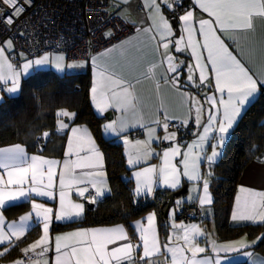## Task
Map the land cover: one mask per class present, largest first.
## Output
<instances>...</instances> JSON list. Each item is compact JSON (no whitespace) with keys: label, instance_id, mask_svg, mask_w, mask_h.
<instances>
[{"label":"crops","instance_id":"obj_1","mask_svg":"<svg viewBox=\"0 0 264 264\" xmlns=\"http://www.w3.org/2000/svg\"><path fill=\"white\" fill-rule=\"evenodd\" d=\"M170 1L186 3V6L182 9L179 17L175 19V23L169 18L163 9L165 7L164 0H156V4L159 5L158 11L146 6V0H121L118 2L117 7H113L111 2V9L123 20L132 24L134 26V30L129 35L114 41L112 44L103 48L102 50L92 53L86 60H72L83 64L79 65L78 69L71 72H81L85 70L86 67H89L91 76V103L95 112L98 115L104 117V122L102 125L103 135L106 138H116L123 145L125 163L130 169L129 177L133 181L134 195L136 197H145L153 195L157 190L174 191L182 188L184 192L178 195V197L174 198L172 204V206L175 205L173 213L174 216L182 205L196 203L199 207L202 220L176 222L174 217L172 220L168 217L167 222H164V226L167 227V235L165 240H163V236L161 235L159 216L158 212L155 210L148 211L145 215L131 223L134 237L131 236L127 227L120 223L98 226H77L71 229L52 231L54 223H67L82 218L86 209L88 208L89 203L95 204L97 200L110 192V186L106 177L104 155L97 145L91 130L85 124H70L72 118L69 119L67 117H60L57 119L56 131L58 133L66 132L64 146L60 156L43 154L39 151H31L21 143L0 146V148H7L14 145H20L25 150L28 163L31 162V157L33 155L42 156L45 159L55 160L58 162L56 165H53V170L56 175L53 177L52 188L49 189L47 187H42L39 184L35 185L43 191L51 190L55 198L39 196L36 193H31L27 200L20 199L11 204H7L5 207L0 209V215L3 217L2 227L5 232L11 231V229L7 227L8 224H21L22 222L20 218L29 213H32V219L28 222H25L28 225V229L35 224H39L41 227L40 234L33 241L20 247L18 255L8 259L3 257V255L0 256V264H14V262L17 260H23L24 253L22 250L28 248L29 245L40 239V237L44 234L43 220L42 218H37L35 216V212L32 207L33 202L36 204H42L46 208L53 209V213L50 215L48 231L49 242L47 246V252H45L43 255H39L40 248H37L35 252H29L33 254V257L28 261L27 264H55L57 257L55 238L57 236H64L68 233L83 229L114 228L117 226H123L128 239L134 246L141 245V247L137 248L132 253L133 260L137 259L136 262L139 264V258L143 256L142 241L140 239V226L142 225L144 228L149 227L147 217L153 213L155 215L152 223V229L161 252L159 254H154L149 259L158 262V264H173L171 253L167 252L164 247L166 244L172 248L179 246L181 248L187 249L188 251H186L184 254L188 257H191L193 246L204 248L205 251L203 253H197V259L211 258L215 260V258L219 256L220 264H236L241 262H246L248 264H264V257L252 249V246L260 238L259 235L256 237H250L247 234H241L237 237L228 239H220L217 237L212 211L213 196L210 189L211 174L213 166L221 158L224 146L227 143L230 134H227V139L225 140L223 146L217 149L219 155L211 162L207 160V156L212 154V145L217 143L218 134H216V138H213V134L209 133L208 141L202 143L200 147H195L191 150H189L188 147L189 145H193L194 142L198 141V134H203V128L196 123V105L191 103L192 99L194 98L198 102V105H202L203 107V111L200 114L201 125L207 122V116L209 109L211 108L210 103L206 99L207 96L214 95L217 99V108H219L221 115L223 111L222 106H220L218 103L219 99L221 98V93H219L215 87V72L212 70L210 62L207 60V50L201 47V45L204 43V36L199 32V21L202 19L213 21L212 27L215 30V34L220 37L224 44L227 45L229 51H231L233 55H235L237 59L249 69L254 78L257 79L259 92L261 87L259 82L264 81V17H254V27L251 30L225 31L221 25L215 23V17L211 16L208 12L203 11V9L199 7V5L196 3V0H168V2ZM150 2L151 0H148V3ZM187 11L193 12V27L196 29V31L192 35L191 43L195 45V50H193V47L189 44L187 33L182 32L183 24L180 20V17L183 16ZM161 16L168 21L172 30L171 34L168 35L163 41H161L160 38L161 34L157 32L155 28V25L160 23ZM145 29L151 30L145 31ZM181 35L184 36V40L179 44L178 47L182 49V51L177 52L174 42L175 40L179 39ZM162 43H169L167 50L162 47ZM7 51L8 53L10 52V50ZM165 52H167L168 55L174 57V64L179 65L178 85L172 79L173 74L165 71V69L168 67V62L164 55ZM197 55L200 57L199 63L202 65H207L205 68V75L208 77V79L205 81L204 85H200L199 69L195 68V65L197 64ZM190 66L192 67L191 72L189 71ZM37 68L41 67H35L32 65L27 71L24 70V72L28 75ZM150 68L153 69L151 72H149ZM102 72L104 75L116 74L117 77H122L125 81L131 83L132 87L130 88V91L136 98L134 102L136 118H133L131 111H121L115 106H97L96 101L100 100L99 87L102 82ZM190 74L194 76V80L191 82L188 81V76ZM93 87L98 88L96 100L93 99ZM258 92L247 104V106L256 98ZM0 93H3L2 86L0 87ZM227 98V93L225 92L223 94V99L227 100ZM109 103L114 105L115 101H110ZM247 106L242 109V113L247 108ZM68 112L73 113L71 111ZM105 114H107L108 117H106ZM165 117H167V123L169 121H175L179 122L182 126L190 124L193 128L190 138L178 142L179 132L169 127L167 129L164 128L163 124L165 122ZM58 120H63V123L67 124L68 127L58 131ZM120 120H123L127 124V127H125L123 131L118 130L116 132H112L105 128V125L113 121ZM156 121H159L160 123L157 124ZM236 123L237 122L234 123V126ZM144 125H148V127H145ZM72 128L81 129L82 131L73 134L71 131ZM150 132L151 137H155L154 139L150 138ZM171 133H175V140L164 139L166 135ZM81 136H83L82 141L80 139ZM89 137L92 141H94L96 149H98L99 153L101 154V160L99 162H97L95 158V153L88 151L89 144L87 141ZM69 139L72 141V155L66 156V153L69 152ZM137 141H145L146 143L144 145L137 146ZM138 147L142 153L146 154H144L142 158L139 159L138 163L130 165L128 163L130 158L134 160L137 159ZM172 147H178L181 153L188 152L189 157V168L187 169L188 176L182 174L185 171L183 164L180 163L183 157H173L171 155L169 157L171 163L176 165L178 169L179 186L177 188H171L166 185L164 183L163 175L160 173V168L164 166L163 154L166 150ZM82 157L83 159H81ZM65 160H68L69 166L74 169V174L81 173L80 169L75 168V163L78 161L97 165L92 169V171L104 173L105 188L102 189L103 195H97L95 188H92L90 184H78L71 182V178L67 175V169L64 167ZM193 162L196 164L197 173L200 177L199 179H189V176L196 175L191 171ZM153 166H155V172L152 174V191L150 193L147 192L144 184L141 181L139 186L141 187L142 191L140 194H137L136 189L138 187V181L134 174L136 172H142L143 169ZM46 168L47 166L45 165V169ZM61 172L65 173V187L63 190L67 194L66 201L70 200L72 203H79L83 206V211L81 214L78 217H73L71 220H57L55 218L60 212L59 193L61 189L59 186V174ZM0 176H3L6 184L8 179L6 170L0 169ZM204 180L208 181V196L211 199V203H206L202 206L200 204L199 197L204 195ZM47 184L48 180L45 176L44 185L46 186ZM69 184L71 186H69ZM26 186L31 187L33 185L27 184ZM0 187H4L6 191L8 190L5 185H0ZM78 187H86L88 188V191H86L83 196H80L77 192ZM242 187L255 192H264V149L254 160L247 164L240 174L229 215V220L232 224L250 222L258 223L259 221H234L232 219L234 211H239L240 207L244 203L245 196L248 195L247 193L241 191ZM91 193H93L95 197H91ZM237 197H240L239 204L237 202ZM256 199V211H264V208L259 207V198L257 197ZM137 222H139V224ZM181 225H183V227H180ZM193 226L199 230L198 233H194L192 231ZM185 228L188 229V243H185L183 239L185 235ZM23 237H21L19 240H15V238H13L14 244L20 241ZM239 241H243L245 245H248V247L240 248L239 244H235L234 247L237 248L238 251L224 252L219 250L220 246L233 244L234 242ZM125 242L126 241H119L116 245H109V248L113 246H119ZM12 246L13 245L4 243L3 245H0V252H3L4 248H11ZM246 253H251L252 255H246ZM142 264H148V259L142 262Z\"/></svg>","mask_w":264,"mask_h":264},{"label":"snow or ice","instance_id":"obj_2","mask_svg":"<svg viewBox=\"0 0 264 264\" xmlns=\"http://www.w3.org/2000/svg\"><path fill=\"white\" fill-rule=\"evenodd\" d=\"M0 2L9 5L12 11L0 13V19L8 25L14 22L24 11V4L20 3V0H0ZM26 3L30 5L31 0H26ZM165 6H168V0H164ZM203 11L208 12L211 16L215 17V23L222 26V28L227 30H240L248 31L254 27V17L260 16L264 17V0H196ZM146 6L159 10V5L156 4V0H151L148 3L146 0ZM182 21V32L187 33L189 38V44L195 50V45L191 43V38L196 29L193 27V12L187 11L183 16L180 17ZM212 20H200L199 21V32L204 36V43L201 45L202 48L207 50V60L210 62L212 70L215 72V87L219 93H221V98L218 103L222 106V115L219 108H217V99L214 95L207 96L206 99L210 103L211 108L207 116V122L201 125L200 114L203 111L202 105H198V102L193 98L191 103L196 105V123L203 128V134H198L199 139L194 142L193 145H189V150L195 147H200L202 143L208 141L209 133L213 134V138H216L218 134L217 143L212 145L213 151L210 156H207L208 161H213L219 153L217 149L222 147L225 140L227 139V134H230V130L234 127V123L238 121V118L242 115V109L247 106V104L254 98L255 94L258 92V81L250 73L249 69L244 66L237 59L231 51H229L227 45L220 39L219 36L215 34V30L212 27ZM156 31L161 34V41H163L168 35L171 34V26L166 19L161 16L160 23L155 25ZM151 29H145V31H150ZM111 35V33H107ZM184 40V36L174 42L177 52L182 51L178 46ZM9 48L12 47L11 41L7 42ZM162 47L167 50L169 43H162ZM165 59L168 62V67L165 69L166 72L173 74L172 79L178 85L179 84V65L174 64V57L170 56L165 52ZM5 58V48L0 47V60ZM62 59V58H60ZM197 64L195 68L199 69V82L200 85H204L208 77L205 75V68L207 65H202L199 63L200 57L197 55ZM48 57H41L35 61H28L24 65V70L27 71L28 68L34 63L36 65H42L46 63ZM7 67L11 70L13 66L9 63ZM56 67L58 69H63L64 65L57 63ZM68 68L76 67V65H68ZM155 67V66H153ZM3 68V64H0V69ZM153 69L150 68L149 72ZM189 71H192V67H189ZM102 75V82L99 87L100 100H97V106H115L121 111H131L133 118H136L135 112V96L130 91L132 87L130 82L125 81L122 77H117L116 74ZM19 73L14 70L11 71V75L6 77L2 71H0V80L8 83L11 82V87L7 89L10 93H15L19 89ZM163 78V77H161ZM194 76L189 75L188 81H193ZM260 86H264V81H260ZM110 90V94H109ZM98 91L97 87H93V99L96 100V93ZM227 93V100L223 99V94ZM110 101H115V104L109 103ZM215 110V111H214ZM74 113H69L66 110H60L57 112V117H67L69 119L74 118ZM59 130L68 127L67 124L63 123V120H58ZM159 124V121H156ZM148 127V125H144ZM164 128H168L167 117H165V122L163 124ZM127 127V124L123 121H113L107 125L105 128L112 132L118 130L123 131ZM72 133L81 132V129L72 128ZM86 131V130H85ZM50 133H43V137H48ZM150 138L151 132L149 133ZM81 141L83 136L80 137ZM166 140H175V133H171L164 137ZM87 143L89 144L88 151L95 153V158L97 162L101 160V154L98 149H96L94 141L88 138ZM145 141H137L136 145H144ZM71 144L72 141L69 139V152L66 156H71ZM146 153H142L140 148H137V159H129L128 163L130 165L139 162V159ZM79 155V154H77ZM164 166L160 168V173L163 175L164 183L171 188H177L179 186L178 169L176 165L172 164L169 160L170 155L182 156L180 163L183 164L185 171L182 173L188 176L187 169L189 168V157L188 152L181 153L178 147H172L164 152ZM83 159V157L81 158ZM198 159V157H197ZM58 162L55 160L45 159L42 156L33 155L31 157V162L28 163V158L26 156L25 150L20 145H14L12 147L0 148V169H4L7 172V181L5 184L3 176H0V185H5L7 191L4 187H0V209L5 207L7 204H11L17 200L25 199L27 200L31 193H36L39 196H47L50 198H55L53 192L43 191L35 185L39 184L42 187L52 188L53 177L56 173L53 170V165ZM45 165L47 168L45 169ZM97 165L91 163L76 162L75 168L80 169V174H74V169L69 166L68 160L64 161V167L67 169V175L71 178V182L78 184L87 183L90 184L92 188H95L97 195H103L102 189L105 188L104 185V173L103 172H93L92 169ZM192 173L196 174L189 176V179H199L197 173V168L195 162L191 166ZM155 172V166L145 168L142 172H136L134 175L138 181V187L136 189L137 194H140L142 189L139 186L141 181L144 184L147 192L152 191L153 177L152 174ZM47 178L48 184L44 185V178ZM65 173L61 172L60 177V212L56 215L57 220H71L73 217H78L83 211V206L79 203H72L70 200L66 201V193L63 190L65 187L64 181ZM27 184L33 186L28 187ZM69 186H71L69 184ZM208 181H203V191L204 195L199 197L200 204L203 206L206 203H211V199L208 196ZM88 191L86 187H78V195L83 196L84 193ZM242 192L248 195L244 198V203L240 207L239 211H234L232 219L236 220H250L264 222V211H256L257 209V197L259 198V207L264 208V192H255L253 190L241 188ZM237 202L239 204L240 197H237ZM35 216L37 218H42L43 220V235L35 241L33 244L29 245L28 248L22 250L25 256L29 252H35L37 248H40L39 255H43L47 252L48 242H49V222L50 215L53 213V209L46 208L42 204L32 203ZM154 213L147 217L149 227L144 228L140 226V239L142 241L143 256L139 258V264H142L146 259H148V264H158V262L153 261L151 258L154 254H159L161 252L160 247L156 237L153 233L152 223L154 219ZM32 219V213H29L20 218L21 224L16 225L15 223L8 224L7 227L11 229L10 232H5L3 225V217L0 215V245L8 243L9 245H14V239L19 240L25 235L28 229V222ZM139 224V222H137ZM180 227H183L181 225ZM185 235L183 237L185 243L189 242V237L187 235L188 229L185 228ZM192 231L198 233V229L193 226ZM194 238V237H193ZM171 239V238H170ZM260 239H264L261 237ZM119 241H126L119 246H113L109 248V245H116ZM235 244H239L240 248L248 247L243 241L234 242L233 244L220 246V251H238L234 247ZM141 247V245H133L128 239L123 226H117L114 228H98V229H83L75 232L68 233L64 236H57L55 238V249L57 252V257L55 264H138V262L133 260L132 253ZM167 252L171 253L173 264H220V258L217 256L215 260L211 258L197 259V253H203L204 248H199L193 246L191 251V257L186 256L184 253L188 251L185 248L169 247L167 244L164 246ZM10 251V248H4L3 252H0V256L6 255ZM246 255H252L251 253H246ZM14 264H24L23 260H17Z\"/></svg>","mask_w":264,"mask_h":264},{"label":"trees","instance_id":"obj_3","mask_svg":"<svg viewBox=\"0 0 264 264\" xmlns=\"http://www.w3.org/2000/svg\"><path fill=\"white\" fill-rule=\"evenodd\" d=\"M163 9L168 15L167 6ZM172 21L175 23V20ZM12 53L9 52L10 56ZM90 86L89 67L81 72L65 73H58L50 68H37L22 77L18 94L4 95L0 101V146L21 143L31 151L60 156L66 132L56 131L57 112L60 109L73 112L75 116L70 124L87 125L104 155L110 192L97 200L92 209L87 208L82 218L67 223H54L52 231L120 223L134 237L131 223L148 211L155 210L158 212L160 232L165 240L167 227L164 222H167V218L163 216V210L167 196L173 192L180 195L184 190H157L153 195L145 197L134 195L123 145L118 139L103 135L104 117L98 115L93 108ZM44 132L50 135L45 138L42 136ZM40 137L43 142L39 145L37 142ZM263 149L264 86H261L256 98L243 111L231 130L221 158L212 168L210 189L213 196V221L220 239L234 238L241 234L264 237V222L232 224L229 220L239 176ZM40 232L39 224L31 226L3 257L8 259L18 255L20 247L33 241ZM260 238L252 249L264 257V239Z\"/></svg>","mask_w":264,"mask_h":264},{"label":"built area","instance_id":"obj_4","mask_svg":"<svg viewBox=\"0 0 264 264\" xmlns=\"http://www.w3.org/2000/svg\"><path fill=\"white\" fill-rule=\"evenodd\" d=\"M112 0H26L24 11L11 25L0 19V44L10 39L13 44L11 61L20 66L22 58H34L46 51L64 52L70 60H86L92 53L109 46L114 41L129 35L134 26L123 20L111 9ZM185 2H168L167 12L172 20L179 17ZM9 5L0 2V13L11 12ZM111 35H107V33ZM168 127L179 132V140H187L193 132L190 124L182 126L169 121ZM43 138L38 139V144ZM91 197H95L93 193ZM174 220H202L196 203L184 204ZM33 257L23 255L24 264ZM137 261V259H134ZM127 264V262H124Z\"/></svg>","mask_w":264,"mask_h":264},{"label":"rangeland","instance_id":"obj_5","mask_svg":"<svg viewBox=\"0 0 264 264\" xmlns=\"http://www.w3.org/2000/svg\"><path fill=\"white\" fill-rule=\"evenodd\" d=\"M121 1V0H113L112 1V4H113V7L114 6H118V2ZM112 7V8H113ZM117 9V8H116ZM10 39L6 38L1 44H0V47H4L5 48V58L4 60H0V64H3V68L0 69V71L3 72V74L6 76V77H9L11 75V71L14 70L15 72L19 73V76H18V79H19V85H20V82H21V79L23 76H26L27 73L24 72V65L26 62L28 61H35L37 59H40L41 57H45L47 56L48 57V60L46 63L42 64V65H36V64H32L33 66L35 67H41V68H44V69H53L54 71L58 72V73H65V72H71V71H75L76 69H78L79 65L83 64V63H80V62H75V61H72L70 59L67 58V55L64 53V52H58V51H46L45 53H42L34 58H22L21 59V64L20 66L18 67H14L13 64H12V61H11V56L10 54L8 53L7 50H10L11 52L14 51V47H13V44H12V47L9 48L7 46V42L9 41ZM11 41V40H10ZM62 58V59H60ZM11 64L13 66V69H9L7 67L8 64ZM57 63H61L64 65V68L61 70V69H58L56 67ZM31 65V66H32ZM68 65H76V67H73V68H68L67 66ZM2 86L3 88V93H0V97L1 99L3 98L4 95H8V96H12V95H16L18 94L19 90H20V87L19 89L17 90V92L15 93H10L7 91V89L9 87H11V82L9 80L8 83H5V81L3 80H0V87ZM60 110H65V109H60ZM59 110V111H60ZM174 208H175V205L171 206L170 208V211L169 213L167 214V218L169 217V219H173V217L175 218L174 216ZM185 222V221H183Z\"/></svg>","mask_w":264,"mask_h":264},{"label":"water","instance_id":"obj_6","mask_svg":"<svg viewBox=\"0 0 264 264\" xmlns=\"http://www.w3.org/2000/svg\"><path fill=\"white\" fill-rule=\"evenodd\" d=\"M106 117H108L107 114H105ZM179 193H170L168 196H167V199H166V205H165V208L163 210V216L167 218V214H168V211H169V208L172 206L173 204V201H174V198L178 197ZM95 206L94 203H89L88 204V208L89 209H92L93 207Z\"/></svg>","mask_w":264,"mask_h":264}]
</instances>
